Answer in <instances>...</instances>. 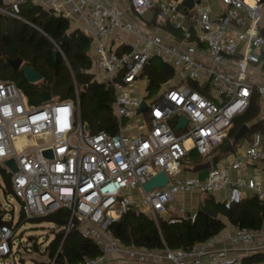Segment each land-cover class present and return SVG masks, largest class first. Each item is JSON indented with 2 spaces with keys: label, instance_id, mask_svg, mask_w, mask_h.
Here are the masks:
<instances>
[{
  "label": "built area",
  "instance_id": "built-area-1",
  "mask_svg": "<svg viewBox=\"0 0 264 264\" xmlns=\"http://www.w3.org/2000/svg\"><path fill=\"white\" fill-rule=\"evenodd\" d=\"M27 1L84 23L92 39L90 72L98 70L97 81L114 91L117 130H86L79 98L32 104L15 82L0 80V163L12 174L26 217L66 211L67 235L76 229L101 252L77 264H264V224L258 230L227 225L210 239L178 249L128 245L111 227L130 211L176 222L166 218L170 207L178 194L195 189L213 194L229 188L228 208L246 190L264 200L254 179H233L225 169L211 170L204 180L181 178L192 150L210 155L247 111L255 90L264 96V86L250 79V67L264 56V0H222L226 11L219 16L211 14L207 0H194L193 8L186 0H129V10L106 0H3L0 14L22 20ZM153 11L156 16L146 23L144 15ZM152 58L175 76L150 97L145 69ZM145 102L148 109L139 112ZM181 117L185 127H179ZM263 158L257 133L230 166L240 170ZM9 159L17 173L4 165ZM161 171L168 184L146 192L144 184ZM176 211L184 215L185 205ZM18 240L2 215L0 257H13ZM50 264L66 263L55 257Z\"/></svg>",
  "mask_w": 264,
  "mask_h": 264
},
{
  "label": "trees",
  "instance_id": "trees-1",
  "mask_svg": "<svg viewBox=\"0 0 264 264\" xmlns=\"http://www.w3.org/2000/svg\"><path fill=\"white\" fill-rule=\"evenodd\" d=\"M43 10L41 5L27 1L21 6L22 20L0 16V80L17 83L32 104L43 102L45 90L49 91L53 98L62 100L79 98L81 119L90 126L91 132H98L99 127L104 131L115 132L117 121L113 113L114 91L104 83H96L94 74L90 72L91 37L81 30H72L71 21L54 10L50 9L48 15H44ZM66 35H69V39L65 41ZM55 50H58L57 54L54 53ZM16 57H21L25 64L37 70L42 80L30 83L23 72L14 71L6 63V59ZM78 70H81V74L77 73ZM145 75L149 79L148 93L151 97L171 81L175 73L162 60L152 58L145 69ZM80 85L83 88L82 92L79 89ZM259 111L258 96L255 95L251 98L248 110L235 118L234 129L230 132L229 138L232 139L242 125L256 119ZM258 130L264 132V121L255 123L245 138H249ZM193 153L196 154V158L190 159ZM219 158L220 155L214 157L212 161L201 162L203 159L201 155L191 151L182 165L189 159L188 163L193 169L201 170L211 165L216 166ZM262 160L264 161V158ZM0 174L6 184L5 192L14 193L12 174L1 163ZM204 207L217 211L219 216L209 215L203 210ZM223 218L234 227L258 230L264 224V200L254 195L245 197L228 208L224 202H218L212 194H207L195 218L190 215L180 217L176 222L164 218L156 222L147 214L130 211L111 227L128 245L178 249L189 248L217 235L227 226ZM37 219H46L63 231L55 233L54 238L42 252L47 259L34 260L32 264H50L55 257L58 262L77 264L87 257L101 254L96 245L78 230H71L65 236V226L69 220L66 211L60 210L53 215L33 219H27L23 211L19 225L25 220ZM34 248L35 251L39 250L37 245Z\"/></svg>",
  "mask_w": 264,
  "mask_h": 264
},
{
  "label": "crops",
  "instance_id": "crops-1",
  "mask_svg": "<svg viewBox=\"0 0 264 264\" xmlns=\"http://www.w3.org/2000/svg\"><path fill=\"white\" fill-rule=\"evenodd\" d=\"M106 2L109 4H119L124 9L129 10V0H106ZM205 4L209 7L211 14L213 16L222 15L226 11V6L222 2V0H207ZM156 14H157V11L149 12L148 14L145 15V17H143V20L146 23H151V20L156 16ZM71 27H72L71 28L72 30H81V31L85 32L84 31V29H85L84 23H74V22L72 23L71 22ZM92 51H93V48L91 47L90 55L92 54ZM250 79H251V81H253V83L255 85L264 86V56L262 57V62L260 64L252 65L250 67ZM255 95L258 96L260 111H259V114H258L256 119L247 123V125L250 127V130H251V127L255 123H257L259 121H264V96L258 90H255L253 96H255ZM257 133L262 135L263 146H264V132L262 130H258L256 133L251 134V136L249 138H245V136H243L239 141L234 143L231 150H229L227 152H222L223 146H220L219 150H218L220 158H219L216 166L211 165V167H209V168L207 167L209 169V173L211 172V170H213L215 168L225 169L227 171V173L233 179H236L238 177H242L245 180L254 179L258 184H260L262 186L263 191H264V161L263 160H261L260 162H257V163L246 162L244 167L240 170H233L230 166V162L233 161V159L235 158V154L243 152L252 143L254 135ZM192 151H196V150H192ZM214 151L208 156H201V157L203 159L208 158L207 161H209V160L212 161L213 158L215 157V156H212ZM188 160L189 159H186L182 165L181 178L182 179H196V178L200 179V174H199L200 170L193 169L192 166L189 165ZM209 173H208V175H209ZM208 175H206L204 179H206L208 177ZM204 179H200V180H204ZM138 193H139V191L135 192V194H138ZM194 193L199 195L200 198H201V196L203 197V195L204 196L207 195V194L202 193L201 190L195 189V190L188 192V193L178 194L179 197L177 196L175 203H177L178 206H180L181 204L186 205V203H187V205H191L192 202L189 199V197ZM212 195L216 201L224 202L230 196V189L227 188V189H224L221 191H217V192L213 193ZM254 195H255V192L252 190H246L245 191V197H250V196H254ZM172 205H173V208H171V211H170L171 213H168L166 215V218L171 217L173 211H176V209L178 208V206L175 205L174 203ZM177 214H179V213L177 212ZM178 218H180V216ZM228 225L232 226L231 224H228Z\"/></svg>",
  "mask_w": 264,
  "mask_h": 264
},
{
  "label": "rangeland",
  "instance_id": "rangeland-1",
  "mask_svg": "<svg viewBox=\"0 0 264 264\" xmlns=\"http://www.w3.org/2000/svg\"><path fill=\"white\" fill-rule=\"evenodd\" d=\"M44 10L49 11L48 7H44ZM148 14V13H147ZM146 15V14H145ZM144 15V17H145ZM96 74L98 70H95ZM94 75V80L97 81V75ZM17 84V83H16ZM18 85V84H17ZM19 86V85H18ZM108 87V86H107ZM109 88V87H108ZM80 92L83 91L82 86L79 87ZM234 129V126L232 130ZM231 130V131H232ZM212 156H219V151H214ZM211 156V157H212ZM196 158V154L193 153L190 155V159ZM208 158L200 160L201 162H206ZM200 179H204L209 173L208 168L201 169L199 171ZM6 184L3 180L2 175L0 174V214L4 215V220L17 230L18 243L14 247L13 257H0V264H32L34 260H44L47 259L46 255H43L42 252L45 250V247L50 243L54 238L55 233H58L60 230L56 224L49 222L46 219H37V220H25L22 224L19 225L21 220V215L23 212L22 202L17 198L14 193L5 192ZM179 197V195H177ZM206 196L203 195L201 198L197 194H192L189 199L191 200V205H185V214H177V211H173L172 217H188L195 214L203 205V201ZM178 206L177 203H174ZM173 208V205L170 209ZM171 213V212H170ZM167 215V214H166ZM29 219V218H27ZM224 221L230 224L225 218ZM67 232L65 230V236ZM37 245L39 250L35 251L34 246ZM31 249L32 251H29ZM17 257V259H15Z\"/></svg>",
  "mask_w": 264,
  "mask_h": 264
},
{
  "label": "water",
  "instance_id": "water-1",
  "mask_svg": "<svg viewBox=\"0 0 264 264\" xmlns=\"http://www.w3.org/2000/svg\"><path fill=\"white\" fill-rule=\"evenodd\" d=\"M3 0H0V3H2ZM195 1L194 0H186L184 4L188 6L189 8H193ZM44 15H48L49 11L43 10ZM0 16H2L0 14ZM262 35H264V29L260 31ZM69 35H66L64 40H68ZM55 54L58 53V50H55ZM6 63L13 68L14 71L18 72L21 71L24 74V77L27 79L28 82L30 83H36L38 81L42 80L41 74L35 70L32 66H29L23 62V59L21 57H16V58H7ZM78 74H81V70L77 71ZM98 83V81H95ZM43 98L44 102H50L52 100L51 93L47 90L43 92ZM148 109V104L145 102L142 107L140 108L139 112L146 111ZM188 121L185 117H181L179 121V127H185L187 125ZM85 129L90 130V126L85 123ZM103 129L99 127V131L101 132ZM250 132V127L247 124L242 125L238 131L236 132L235 136L233 139L227 138L225 141V144L222 147V152H227L229 151L234 143L239 141L243 136H245L247 133ZM45 155L52 157V151H46ZM4 165L9 168V170L12 173H17L19 171V168L15 162L14 159H9L7 160ZM169 182L168 176L165 171L159 172L157 175L152 177L149 181H147L144 184V189L146 192H151L154 189L157 188H163L165 187ZM203 210L208 213L209 215L213 217H218L219 213L215 210L209 209L207 207H204ZM2 224V215H0V225Z\"/></svg>",
  "mask_w": 264,
  "mask_h": 264
}]
</instances>
